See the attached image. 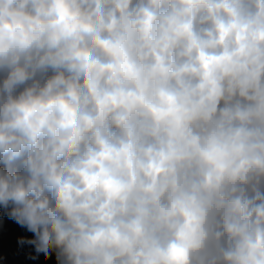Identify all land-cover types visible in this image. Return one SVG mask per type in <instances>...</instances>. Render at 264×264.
<instances>
[{"label": "clouds", "instance_id": "obj_1", "mask_svg": "<svg viewBox=\"0 0 264 264\" xmlns=\"http://www.w3.org/2000/svg\"><path fill=\"white\" fill-rule=\"evenodd\" d=\"M0 206L45 264H264V0H0Z\"/></svg>", "mask_w": 264, "mask_h": 264}, {"label": "rangeland", "instance_id": "obj_2", "mask_svg": "<svg viewBox=\"0 0 264 264\" xmlns=\"http://www.w3.org/2000/svg\"><path fill=\"white\" fill-rule=\"evenodd\" d=\"M33 233L21 227L14 219L4 214V209L0 206V264H45L41 258L33 260L35 255L31 245H18L17 240L20 236L33 237ZM46 264H56L55 254Z\"/></svg>", "mask_w": 264, "mask_h": 264}, {"label": "trees", "instance_id": "obj_3", "mask_svg": "<svg viewBox=\"0 0 264 264\" xmlns=\"http://www.w3.org/2000/svg\"><path fill=\"white\" fill-rule=\"evenodd\" d=\"M41 264V263H40Z\"/></svg>", "mask_w": 264, "mask_h": 264}]
</instances>
